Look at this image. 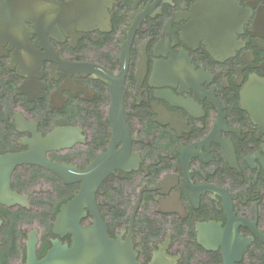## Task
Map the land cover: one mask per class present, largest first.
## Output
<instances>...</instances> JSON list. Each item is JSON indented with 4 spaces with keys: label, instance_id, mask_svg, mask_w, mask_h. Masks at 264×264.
<instances>
[{
    "label": "flooded vegetation",
    "instance_id": "1",
    "mask_svg": "<svg viewBox=\"0 0 264 264\" xmlns=\"http://www.w3.org/2000/svg\"><path fill=\"white\" fill-rule=\"evenodd\" d=\"M61 129L73 143L51 161L126 155L96 202L141 264L162 248L175 264H264V0H0V153ZM81 185L22 164L12 188L30 207H0L52 209ZM7 216L0 251L26 264L43 222L12 231Z\"/></svg>",
    "mask_w": 264,
    "mask_h": 264
},
{
    "label": "water",
    "instance_id": "2",
    "mask_svg": "<svg viewBox=\"0 0 264 264\" xmlns=\"http://www.w3.org/2000/svg\"><path fill=\"white\" fill-rule=\"evenodd\" d=\"M72 139L65 138V129L55 131L47 137L34 133L27 151L0 153V204H17L30 207L29 195L21 194L12 188V175L15 168L22 164H36L58 174L66 183L82 182L78 193L61 205L53 223L52 247L44 257L37 254L39 230L33 228L26 242V264H141L129 241L114 239L108 232V226L97 206L96 193L105 178L116 169L125 168V156L111 149L97 157L85 171L65 162H54L46 153L54 148L71 145ZM90 214L92 223L83 224L82 220ZM133 213L132 220L134 219ZM3 219L0 216V229ZM71 236V243L62 238ZM1 243V239H0ZM162 248L157 251L148 264H175ZM234 264V263H227Z\"/></svg>",
    "mask_w": 264,
    "mask_h": 264
},
{
    "label": "trees",
    "instance_id": "3",
    "mask_svg": "<svg viewBox=\"0 0 264 264\" xmlns=\"http://www.w3.org/2000/svg\"><path fill=\"white\" fill-rule=\"evenodd\" d=\"M17 180H22L21 176L17 177ZM73 197L72 195L69 197L71 199ZM61 200L58 203V206L52 209L46 208V210L38 211V212H28L26 209L21 208L19 211L15 213L12 217H8L6 212L4 210H1L2 207H0V215L3 217L4 215L7 216L8 221L7 224L9 228H11L12 231L15 230L17 225L20 222L27 221L29 223H32L35 219L41 220L44 226V232L41 237V243L38 248L37 254L39 258H42L46 254V250L51 247V241L50 237L54 236V233L52 232V221L55 219L56 214H58L60 207L62 204H64L67 200H65V196H62L60 198ZM25 237V233L23 235H20V239ZM24 255L23 262L26 260V252L25 247L23 249ZM12 256V257H11ZM13 258V247L11 244H6L3 251H0V264H12Z\"/></svg>",
    "mask_w": 264,
    "mask_h": 264
}]
</instances>
